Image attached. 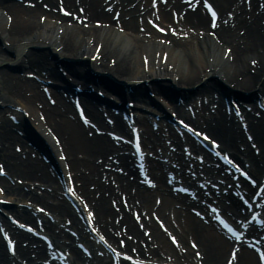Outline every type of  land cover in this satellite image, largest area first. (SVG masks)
Listing matches in <instances>:
<instances>
[{
  "label": "bare ground",
  "instance_id": "6f19581e",
  "mask_svg": "<svg viewBox=\"0 0 264 264\" xmlns=\"http://www.w3.org/2000/svg\"><path fill=\"white\" fill-rule=\"evenodd\" d=\"M211 1L215 23L182 0H0V264H57L51 256L57 250L33 239L21 227L26 224L62 244L64 251L57 249L76 264L94 262L75 247L70 255L77 242L112 264L107 248L89 240L87 219L112 251H129L128 262L118 264H261L264 244L257 235L264 223L250 221L257 208L249 202H260L257 216L264 219V116L251 102L264 97V0ZM40 87L50 88L48 98ZM67 91L87 126L63 96ZM215 93L230 103L223 105L220 95L213 101ZM166 109L218 139L220 152L255 184L226 174L220 161L185 137L189 152L209 167H184L187 157L178 152L186 145L173 138V127L164 129ZM156 116L158 130L150 121ZM132 128L143 152L150 147L157 159L158 173L147 170L151 188L140 185L138 162L127 149ZM164 170L194 197L168 188ZM193 181L205 183L198 188ZM64 186L91 208L84 222ZM211 205L230 228L243 219L246 233L231 238L211 220ZM6 242L14 251L5 250Z\"/></svg>",
  "mask_w": 264,
  "mask_h": 264
}]
</instances>
